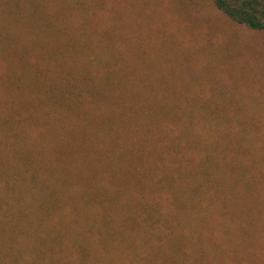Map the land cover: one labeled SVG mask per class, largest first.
<instances>
[{
  "label": "trees",
  "instance_id": "trees-1",
  "mask_svg": "<svg viewBox=\"0 0 264 264\" xmlns=\"http://www.w3.org/2000/svg\"><path fill=\"white\" fill-rule=\"evenodd\" d=\"M89 1L0 20V264H246L264 134L147 38L114 44ZM212 2L264 34V0Z\"/></svg>",
  "mask_w": 264,
  "mask_h": 264
},
{
  "label": "rangeland",
  "instance_id": "rangeland-1",
  "mask_svg": "<svg viewBox=\"0 0 264 264\" xmlns=\"http://www.w3.org/2000/svg\"><path fill=\"white\" fill-rule=\"evenodd\" d=\"M13 1L0 0V20L8 16ZM40 2L22 0L20 11L27 14L40 7ZM87 7L98 11L106 26L112 18L109 30L118 38L114 44L137 47L147 38L150 48L166 54L160 61L179 63L180 75L203 79L211 85L212 94L232 97L243 107L244 117L258 124L264 134V34L232 24L212 0H90ZM45 11L38 9L37 13ZM150 62L157 63L153 56ZM182 90L186 94L190 88L184 85ZM234 136L233 142L248 140ZM244 256L246 264H264V239L261 250Z\"/></svg>",
  "mask_w": 264,
  "mask_h": 264
}]
</instances>
